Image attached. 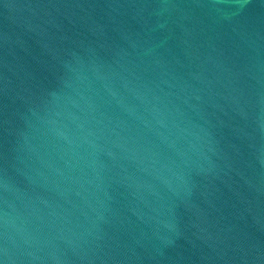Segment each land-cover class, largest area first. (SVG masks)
I'll return each instance as SVG.
<instances>
[{"label":"water","instance_id":"1","mask_svg":"<svg viewBox=\"0 0 264 264\" xmlns=\"http://www.w3.org/2000/svg\"><path fill=\"white\" fill-rule=\"evenodd\" d=\"M0 264H264V0H0Z\"/></svg>","mask_w":264,"mask_h":264}]
</instances>
